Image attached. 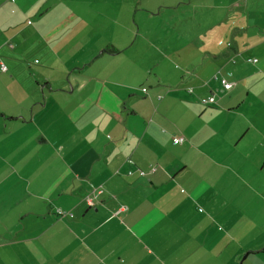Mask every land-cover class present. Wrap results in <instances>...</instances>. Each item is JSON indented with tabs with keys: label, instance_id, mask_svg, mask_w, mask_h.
<instances>
[{
	"label": "crops",
	"instance_id": "0c3cea01",
	"mask_svg": "<svg viewBox=\"0 0 264 264\" xmlns=\"http://www.w3.org/2000/svg\"><path fill=\"white\" fill-rule=\"evenodd\" d=\"M0 64V264H264V0H0Z\"/></svg>",
	"mask_w": 264,
	"mask_h": 264
},
{
	"label": "built area",
	"instance_id": "2783aa9c",
	"mask_svg": "<svg viewBox=\"0 0 264 264\" xmlns=\"http://www.w3.org/2000/svg\"><path fill=\"white\" fill-rule=\"evenodd\" d=\"M0 69H1V70H4V69H5V66H4L3 64H1V65H0ZM214 78H215V76H214ZM218 80H219L220 83L222 84L221 89H223V91H227V90H229V89L231 88V86H233V83H232L231 81H228V80L225 79L224 77H220V78H218ZM143 90H144V88H143ZM201 101H202V102H205V103H208V104H211V103H213V102L215 101V98H214V96H206V97H204ZM183 140H184L183 136H177V135H176V136H174V137L172 138V141H173L174 143H177V144L181 143ZM126 162H127L129 165H131V167H133V166L135 165V163L133 162V160L131 159V157L126 158ZM156 169H157V167H156L155 165H151V166L148 168L147 171H146V169H141V168L138 169V171H139V175L142 176V175H145V174H147V173L154 172ZM131 173H133V171H132V169L130 168V169H128L127 174H131ZM101 193H102V189H101L100 186L93 187V188H92V194L89 195V196L86 198V202H85V204H86L87 206H92V205H94L96 202H98L99 194H101ZM123 208H124L123 206L120 207V209H123ZM55 213H56L58 216L68 214V215H70V216L72 217V214L69 213V211H66V210H64V209H62V208H56V209H55ZM114 214H115V213H114Z\"/></svg>",
	"mask_w": 264,
	"mask_h": 264
},
{
	"label": "trees",
	"instance_id": "16d2710c",
	"mask_svg": "<svg viewBox=\"0 0 264 264\" xmlns=\"http://www.w3.org/2000/svg\"><path fill=\"white\" fill-rule=\"evenodd\" d=\"M1 65V64H0ZM0 71H3V70H1L0 69ZM218 78H220V76H215V79H217V81H219L218 80ZM219 83H220V81H219ZM221 84V83H220ZM222 85V84H221ZM142 90H143V88H142ZM144 90H145V88H144ZM212 104V103H211ZM128 157H130V156H127L126 158H128ZM126 158H125V162H126ZM134 162V161H133ZM127 163V162H126ZM135 163V162H134ZM128 164V163H127ZM129 165V164H128ZM136 165H134L133 167H131V165H129V169L131 168L132 169V171H133V168L135 167ZM150 167V166H149ZM137 171H138V169H137ZM138 173H139V171H138ZM132 174V173H131ZM148 174V173H147ZM92 194V190L89 192V194L85 197V202H86V198L89 196V195H91ZM98 201H99V199H98ZM95 205V204H94ZM93 206V205H92ZM124 207V209H125V206H123ZM66 211H69V210H66ZM70 213V212H69ZM263 249H264V247H263Z\"/></svg>",
	"mask_w": 264,
	"mask_h": 264
}]
</instances>
